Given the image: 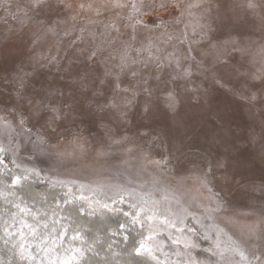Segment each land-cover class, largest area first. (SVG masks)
Listing matches in <instances>:
<instances>
[{
    "label": "rangeland",
    "instance_id": "rangeland-1",
    "mask_svg": "<svg viewBox=\"0 0 264 264\" xmlns=\"http://www.w3.org/2000/svg\"><path fill=\"white\" fill-rule=\"evenodd\" d=\"M187 3L188 0H179V6L173 4L166 9L149 11L144 20L150 30L138 26L134 48L147 44L150 37L162 49L159 55L164 58L173 51H177V55L187 54L190 45V54L196 61L203 60L208 71L201 75L195 70V62L185 61L186 64L193 63L194 71L190 81H171L172 69L167 67L157 81L154 78V64H150L148 68L143 65L134 66L141 68V78H147L148 81L141 88L148 87L154 92L149 97L141 91L133 106L127 109V117L121 118L115 110L99 111L97 108V104L106 103L110 99V90L105 89L103 95L96 96L93 95L92 87L81 89L75 83L82 75L81 70L85 65L91 66L96 73L104 70L103 65L96 64L95 58L87 61L86 54L81 55L77 51L78 48L86 47L83 42L76 40L78 31L65 36L58 29L55 36L48 34L37 40L44 26L38 25L36 21L44 20L47 24L64 19L69 13L60 11L37 15L35 11H29L28 15L32 19L21 23L24 13L17 12V5L27 7L26 0H7L0 7V115L11 120L16 127V133L11 138V149L16 151V156L13 157L10 150L4 154V159H10L17 170L27 172L30 176L36 175L38 179L42 178L50 183L67 181L70 185L78 186L82 190L80 195L87 197L86 200L91 204H98L100 200L106 202L108 198H112L117 185L143 193L149 191L155 181L157 188L168 189L174 208L179 207L175 203L178 198L190 211L205 216L203 223L210 225L213 221L206 217L203 208L199 206V203H210L205 199L210 193L200 187L198 179L207 173L209 187L224 202V210L216 214V223L234 238L247 239L249 244H259L260 241L255 237H240L237 228L223 219L224 216H231L238 221L250 223L259 218L264 206V194L256 190L264 181V162L260 159L259 143L264 125V101L249 104L229 91L239 90L245 95L258 91L262 87L261 81L252 80L250 73L259 65L243 62L244 67L240 68V73L245 74L242 75L231 70L225 72L222 65L216 64L214 70L226 87L215 84L212 78L213 58L205 53L209 52L210 39L214 42L222 38L223 32L215 30L214 23V31L209 33L210 39H201L200 30L194 32L192 29L196 17L201 15L207 5L192 9L195 14L193 16H189L187 12L181 16ZM211 3L213 21L224 17L236 22L244 34L245 43L251 44L253 49L264 43V29L259 16L246 8L245 0H211ZM128 11L127 8L112 9L102 11L100 16L82 11L75 24L77 29L82 26L95 29L99 36L103 25L110 19H116L122 34L120 39L128 40L132 32L131 28L124 27L129 23L126 19ZM259 12L260 9H257V13ZM89 18L96 23L89 24ZM161 21L164 22V27H151ZM206 21L207 17L203 22ZM186 24L188 28L185 38ZM63 27L62 25L61 29ZM165 31L172 36L171 40L167 35L161 36ZM112 35L116 33L113 32ZM74 40L76 43L72 44ZM155 50L154 48L153 51ZM132 55L136 56L137 53L133 51ZM146 55L147 53L141 54ZM41 56H55L59 64L49 63L48 59H40ZM36 59H40V64H47L48 67H40ZM230 59L233 64L242 62L238 53H232ZM117 62L118 58L113 60V63ZM18 77H23L28 86L26 95H31L33 84L39 88L37 81L44 80L64 92L63 97L53 99L73 105L71 111L62 105L67 116L53 125L55 132L43 119L38 120L30 115L31 106L26 100L16 98L15 81ZM133 79L127 76L125 83ZM173 88L180 100L175 112L169 110L163 102V94ZM35 99L38 100L39 97ZM89 100L93 102L91 115L82 114ZM146 100L151 102L147 113L143 110ZM13 107L16 111H11ZM20 113L28 118L26 127L32 130L31 134L19 126ZM37 134L48 139L43 153L33 149L32 141ZM125 136L128 137L127 140H122L119 144L113 142ZM253 137L256 139L253 140ZM74 138L83 145V150L71 143ZM5 142L7 143V137ZM74 149V155H58L73 152ZM100 151L106 154L98 155ZM150 160H160L161 163L156 165L150 163ZM221 161L225 163L224 168L217 167ZM210 167L213 170L208 172ZM33 169L36 171H32ZM226 174L231 178L228 181L223 179ZM67 190L73 191L71 188ZM121 195L128 198L131 204L137 199L135 196ZM153 195L159 199L161 193L155 191ZM190 220L191 217L187 222H191ZM214 235L213 233V237Z\"/></svg>",
    "mask_w": 264,
    "mask_h": 264
},
{
    "label": "snow or ice",
    "instance_id": "snow-or-ice-1",
    "mask_svg": "<svg viewBox=\"0 0 264 264\" xmlns=\"http://www.w3.org/2000/svg\"><path fill=\"white\" fill-rule=\"evenodd\" d=\"M6 2L7 0H0V7H3ZM26 4L27 7L17 5V12L24 13L21 23L32 19L28 15L29 11H35L37 15L59 13L60 11L69 13L64 19L47 24L44 20L36 21L38 25L44 26L43 32L37 36V40L44 38L48 34L55 36L58 29L62 30L65 36H69L75 31L79 32L76 40L83 42L86 47L78 48L77 51L81 55L86 54L87 61H93L95 58L96 64L103 65L104 70L102 73H96L91 66L85 65L81 70L82 75L75 83L81 89L92 87L93 95L96 96L103 95L105 89L110 90L112 93L106 103L97 104L99 111L112 109L121 118H126L127 109L133 106L136 97L140 95L141 91L149 97L153 95V89L148 87L141 88V85H146L148 81L147 78H141V68L134 67L136 65H143L144 68H148L150 64H154L156 69L154 78L157 81L161 79L160 74L166 67L172 69L170 73L171 81H190L194 71L193 63L186 64L184 63L185 61L195 62V70L200 72L201 75L208 71L204 66L203 60L196 61V58L190 54V45L187 54L177 55V51H173L164 58L159 55L162 49L158 48L150 37L147 44H141L139 48H134L138 26H143L144 29L150 30V26L145 23L144 16L156 8L166 9L173 4L179 6V0H26ZM204 5L207 6L203 8L201 15L196 17L192 30L195 32L199 29L201 39H210L209 33L214 31L213 24L215 23V30H222L223 32L222 38L214 42L210 39L209 52L205 53V55L210 54L213 58L212 78L215 84L226 87L223 79L218 77L214 70L216 64L222 65L225 72L231 70L242 75L245 74L240 73V68L244 67L243 62L246 61L252 65L258 64L259 67L250 73L252 80L261 81L262 87L258 91H251L248 95L239 90L229 89V91L234 95H238L240 99L247 101L249 104L264 101V43L253 49L251 44L245 43L244 34L240 30V25L236 22L224 17H218L217 21H213L211 18L213 11L211 0H188V3L181 11V16L185 12L189 16H193L195 14L191 10L201 8ZM245 6L254 15L259 16L262 29H264V0H245ZM125 8L129 9L126 16L129 23L124 25V27L132 30L128 40L120 39L122 34L116 19H110L108 23L104 24L103 31L99 33V36L95 29H89L87 26H82L79 29L76 27L75 21H77L82 11L100 16L102 11L123 10ZM257 9H260L259 13H257ZM205 17H207V21L203 22ZM70 21L72 22L71 24L69 23ZM88 23L94 24L96 21L89 18ZM62 25L64 27L61 29ZM151 27H164V22L161 21L160 24ZM187 28L188 24L185 25L184 29L185 38L187 36ZM113 32L116 35H112ZM165 35L168 36L169 40L172 39V36L166 31L161 33V36ZM71 43L75 44L76 41L74 40ZM118 44L119 46H117ZM154 48L156 49L155 52L153 51ZM133 51L137 53L136 56L132 55ZM142 53H147V55L141 56ZM232 53H238L242 62L233 64L230 59ZM117 58L118 62L113 63V60ZM40 59H48L49 63L55 62L57 65L59 64L55 56L50 58L41 56ZM40 59H36L37 64H40ZM40 67H48V65L40 64ZM59 70V67H57V71ZM25 75L28 74L25 73ZM127 76H131L134 79L125 83ZM8 83H13V81H8ZM37 83L40 85L39 88L33 84L31 95H26L28 86L23 77H18L15 81V96L17 99L26 100L31 106L30 115L38 120L43 119L44 123L55 132L53 125L63 121L67 116V113L63 111L62 105L70 111L73 110V105L67 104L63 100L53 99V97L64 96V92L58 86H54L44 80H38ZM122 84L124 85L123 87ZM129 93L130 95H127ZM35 97H39V99L37 100ZM163 102L169 110L176 111L180 100L175 88L163 94ZM92 104L93 102L89 100L86 108L82 110V114L91 115ZM150 108L151 102L146 100L143 104L144 112H149ZM11 111H16V109L13 107ZM27 119L23 113H20L18 124L25 132L31 134L32 130L26 127ZM14 133H16V127L13 122L0 115V163H4V154L10 150L13 157L16 156V151L11 149V138ZM5 137H7V143L5 142ZM29 139H31V135H29ZM127 139L128 137L125 136L113 142L119 144L122 140ZM255 139L256 137H253V140ZM47 143L48 139L46 136L37 134L35 140L32 141L33 149L43 153L45 151L44 145ZM71 143L83 150V145L78 139L74 138ZM259 143L260 159L264 162V125H262ZM18 147L19 145H17ZM128 151H131V149H128ZM74 152L75 149L73 152H62L58 153V155L60 157L71 156L74 155ZM105 154L104 151L98 152V155L101 156ZM13 162L15 161L13 160ZM149 162L156 165L161 163L160 160H150ZM217 167L224 168L225 163L223 161L218 162ZM212 170L210 167L208 172ZM32 171H36V169ZM198 179L200 187L207 189L210 193L209 196L205 197L210 203L203 204L198 202L199 206L203 208L206 217L213 221L210 225L203 223L205 216L190 211L189 207L182 204L178 198L175 203L179 207L174 208L168 189L157 188L155 181L152 188L143 193H136L123 185L116 186L114 195L118 196L120 203L124 202V195H121V193L137 197L130 205L131 208L137 209V211L124 213L125 216L131 217V224L133 226L139 224L143 228L147 223V235H140L138 247L135 248L136 254L146 256L155 264H264V206L260 210L259 218L250 223L238 221L231 216L223 217L229 224L237 228L240 237H255L260 243L249 244L247 239L234 238L224 227L216 223V214L224 210V202L218 199V194L209 187L208 174L205 173ZM223 179L228 181L231 178L226 174ZM20 181L21 177L16 176L12 181V186L14 187ZM82 187L84 186L82 185ZM256 190L264 194V181L261 182ZM155 191H160L161 196L159 199L154 197L153 193ZM8 195H11V193ZM0 196H4L6 202L11 203L3 192H0ZM80 199L84 200L87 197L81 196ZM116 202L117 200H113V204ZM262 205H264V201H262ZM102 207L107 209L109 205L103 204ZM15 208L17 211L11 212L9 219L5 220L2 227H0V232L3 233V235H0V239H3L6 245L11 244L7 253L0 250V264H12L13 258L17 259L20 264H71L72 259L83 260L86 255L84 245L88 241L78 229H72L68 247L64 248L63 255L57 251L58 248L63 246L64 238L70 235V225L63 223V216L57 219L54 212L50 218L41 220L39 219L40 214L33 212L27 205L22 206L21 203H16ZM80 211L82 212L83 209H80ZM29 215L33 216V222H29L27 219ZM189 217L200 226L201 232H198L195 227L187 223ZM120 227L125 229L123 239L127 242L131 234L127 231L124 224H121ZM163 232L168 233V239L173 246L171 252L164 250L166 242L160 238ZM213 233L215 234L214 237ZM197 236H200L204 241H210L209 246L202 249L203 253L206 254L202 257L196 255V250L201 248L200 243L195 239ZM132 239L135 241L136 237H132ZM77 240L80 241V246L75 245L74 242ZM33 245H35V249ZM89 247L94 250L95 244H89ZM158 253H162L163 258ZM173 256L175 259L172 258Z\"/></svg>",
    "mask_w": 264,
    "mask_h": 264
},
{
    "label": "bare ground",
    "instance_id": "bare-ground-1",
    "mask_svg": "<svg viewBox=\"0 0 264 264\" xmlns=\"http://www.w3.org/2000/svg\"><path fill=\"white\" fill-rule=\"evenodd\" d=\"M25 169L29 168L25 167ZM16 176H20L21 181L13 187L12 181ZM40 179L36 175L30 176L27 172L17 170L10 159L5 158L4 163H0V192H3L7 196V200L11 201V203L6 202L5 197L0 196V227L5 220L9 219L11 212L17 211L15 204L21 203L22 206L27 205L33 212L39 213L41 220L50 218L54 212L57 219L61 216L64 217L63 223L70 225V235L64 238L63 246L57 249L61 255H63L64 248L68 247L72 229H78L87 239L88 243L84 245L86 255L83 260L72 259L71 264H155L146 256L137 255L135 252L140 235H147V223L143 228L139 224L133 226L130 222L131 217L124 215L125 212L134 213L137 211L130 207L131 203L128 202V198L124 196V202L120 203L118 196L113 195L106 202L100 200L98 204H91L86 199H80L83 195H80L81 189L76 185H70L67 181L57 180L50 183ZM69 188L73 191H68ZM9 193L11 195H8ZM113 200H117V202L113 204ZM103 204H108L109 208L105 209L102 207ZM80 209L83 211L81 212ZM27 219L29 222L34 221L31 215L27 216ZM190 221L187 222L190 226L195 227L198 232L202 231L193 219ZM121 224H124L131 234L127 242L123 239L125 229H121ZM0 235L3 233L0 232ZM132 237H136V240L134 241ZM160 238L166 242L164 250L171 252L173 246L168 239V233H161ZM195 239L201 245V248L196 250V255L201 257L206 255L202 249L208 247L210 241H204L200 236ZM74 243L76 246H80L79 240ZM89 244H95V249L90 248ZM10 247L11 244L6 245L4 240L0 239V250L7 253ZM33 248L35 249V245ZM158 255L163 258L162 253H158ZM172 258L175 259L174 256ZM12 264H20V262L13 258Z\"/></svg>",
    "mask_w": 264,
    "mask_h": 264
}]
</instances>
